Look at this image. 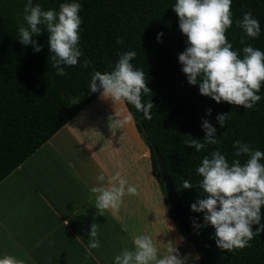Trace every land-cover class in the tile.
Returning a JSON list of instances; mask_svg holds the SVG:
<instances>
[{
    "label": "trees",
    "instance_id": "trees-1",
    "mask_svg": "<svg viewBox=\"0 0 264 264\" xmlns=\"http://www.w3.org/2000/svg\"><path fill=\"white\" fill-rule=\"evenodd\" d=\"M42 9H55L66 2L81 5L79 62L66 66V75L59 76L52 67L46 26L33 39L42 46L20 42L19 27L26 26L23 19L27 0H0V182L48 141L69 120L84 109L100 92H91V77L96 71L110 72L120 55L135 51L131 61L142 69L152 95H143L142 102L150 99L154 104L152 119L148 120L131 104L126 103L136 127L151 149L152 172L160 183L165 202L172 218L198 254L200 264H264V232L257 234L250 246L232 251L221 250L216 244L215 229L208 225L185 234L171 211L162 172L150 140L156 144L163 163L174 183L184 206L198 224H203L204 213L191 210V204L204 198L200 184L202 177L196 169L205 156L219 150L231 165L239 159L244 164L247 154L235 156V141L247 143L253 150L264 152V84L261 99L252 109L217 103L201 95L199 85H191L181 71L178 55L188 46L187 37L179 28V17L173 10L176 0H32ZM251 10L261 26L260 35L247 37L236 21ZM233 25L226 32L240 58L243 47L251 45L264 51V0H232ZM159 33H163L157 39ZM245 43L241 44V37ZM123 40L122 44L116 41ZM85 61L87 67H83ZM211 108V115L207 110ZM229 113L222 127L217 115ZM207 119L216 129L219 144H206L199 152L186 146L192 138L203 143L205 131L201 125ZM264 163V159L261 160ZM192 184L184 189L183 182ZM261 223H264L262 208ZM258 225H253L255 230Z\"/></svg>",
    "mask_w": 264,
    "mask_h": 264
},
{
    "label": "clouds",
    "instance_id": "clouds-1",
    "mask_svg": "<svg viewBox=\"0 0 264 264\" xmlns=\"http://www.w3.org/2000/svg\"><path fill=\"white\" fill-rule=\"evenodd\" d=\"M231 5L232 0H176L173 10L179 17V28L186 35L188 45L178 55V60L188 83L198 84L201 95L217 103L223 101L252 109L261 99L257 93L264 84V51L246 45L243 47V58H240L233 50L226 36L233 25ZM80 10L78 2L62 3L57 12L55 9L44 10L39 4L34 6L32 0H27L23 10L26 26L21 25L18 30L21 44H31L35 52L41 51L42 46L33 36L43 32L41 25L46 26L50 53H53L52 67L59 76L66 75L63 65H77L82 54L78 48L82 23ZM236 24L247 37L260 35V22L251 10ZM162 35L159 33L157 39ZM116 42L122 44L123 40ZM240 42L245 43L243 36ZM135 56V51H126L120 55L112 71H96L89 88L91 92L99 91L104 98L133 105L151 120L154 104L151 99L147 103L142 102V96H151L152 90L148 87L145 72L131 63ZM87 65L85 61L83 67ZM211 111V108L207 110L209 115ZM228 116L229 113L217 115L222 127ZM116 117L109 119L117 127H123L133 119L131 113L125 117L116 113ZM201 127L205 131L204 142L188 134L190 138L184 141L186 146L199 152L206 144L221 143L216 135L217 129L207 119L203 120ZM234 147L235 156L247 154L250 158L244 164L235 159L230 165L219 150L213 151L210 157L205 156L196 171L203 178L200 186L206 195L190 206L192 211L204 213L203 224L194 220V228L211 225L215 229L217 246L226 251L249 247V241L264 232V223H261V210L264 208V163L261 160L264 159V152L253 150L241 141H235ZM97 180L105 181V175L100 174ZM109 184V187L94 186L90 189L91 193L97 194L95 207L101 215L109 209L118 211L126 194L139 195L137 187L129 185L119 172L109 178ZM183 188L191 189L192 184L185 180ZM65 222L68 223L67 220ZM253 225L258 227L253 230ZM133 244L134 250L123 249L114 257V264H186L188 260V256H182L176 246L168 247L161 256L160 249L148 235L136 236ZM99 247L98 224L92 223L87 254L91 256V250ZM0 264H25V261L5 254L0 258Z\"/></svg>",
    "mask_w": 264,
    "mask_h": 264
},
{
    "label": "crops",
    "instance_id": "crops-1",
    "mask_svg": "<svg viewBox=\"0 0 264 264\" xmlns=\"http://www.w3.org/2000/svg\"><path fill=\"white\" fill-rule=\"evenodd\" d=\"M116 113H130L125 101L100 93L0 182V258L10 254L25 264H114L123 249L134 250L136 236L148 235L161 256L176 246L188 256L186 264H200L170 215L152 172L151 149L134 117L117 127L109 119ZM117 172L139 195L126 194L118 211L101 215L90 189L109 187ZM100 174L105 181L97 180ZM92 223L98 224L101 247L89 256Z\"/></svg>",
    "mask_w": 264,
    "mask_h": 264
},
{
    "label": "water",
    "instance_id": "water-1",
    "mask_svg": "<svg viewBox=\"0 0 264 264\" xmlns=\"http://www.w3.org/2000/svg\"><path fill=\"white\" fill-rule=\"evenodd\" d=\"M150 142H151V145L153 147L155 154L157 155V160H158L161 172H162L163 181L165 185L166 196L171 205V211L176 217L182 231L185 234L190 235L196 230L193 226V221L195 219L193 218L191 213L187 210V208L184 206L181 198L179 197L175 189L174 183L168 173V170L163 163L162 155L159 152L156 144L154 143L153 140H150ZM196 223L198 222L196 221Z\"/></svg>",
    "mask_w": 264,
    "mask_h": 264
}]
</instances>
